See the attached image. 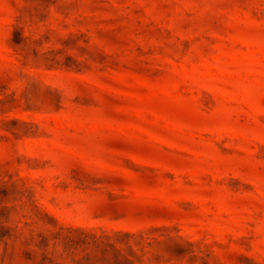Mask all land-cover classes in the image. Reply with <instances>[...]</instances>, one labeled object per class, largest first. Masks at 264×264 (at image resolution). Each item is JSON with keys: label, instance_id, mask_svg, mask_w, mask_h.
<instances>
[{"label": "rangeland", "instance_id": "1", "mask_svg": "<svg viewBox=\"0 0 264 264\" xmlns=\"http://www.w3.org/2000/svg\"><path fill=\"white\" fill-rule=\"evenodd\" d=\"M0 264H264V0H0Z\"/></svg>", "mask_w": 264, "mask_h": 264}]
</instances>
